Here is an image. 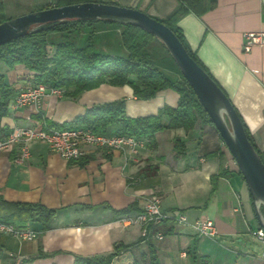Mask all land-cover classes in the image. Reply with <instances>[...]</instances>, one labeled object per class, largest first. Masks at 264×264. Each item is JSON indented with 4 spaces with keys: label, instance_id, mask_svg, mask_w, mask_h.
Listing matches in <instances>:
<instances>
[{
    "label": "crops",
    "instance_id": "1",
    "mask_svg": "<svg viewBox=\"0 0 264 264\" xmlns=\"http://www.w3.org/2000/svg\"><path fill=\"white\" fill-rule=\"evenodd\" d=\"M48 1L0 0V17L8 20L37 11ZM115 1L159 20L167 19L182 4L188 8L177 17V25L264 155V46L248 53L242 50L245 32L264 31V0ZM0 73L15 96L35 83L34 73L22 65L9 69L0 64ZM14 98L1 118V125L11 129L39 127L36 114L57 123L71 121L87 107L119 98L124 99L128 116L152 115L163 105L176 107L179 95L167 88L143 100L128 85L105 83L81 92L76 99L45 96L38 106L14 108ZM117 128L111 125L106 133L113 134ZM175 137L185 143L183 157H174ZM155 140L154 148L145 143L136 154L86 146L85 154L74 162L38 140L27 142L30 157L23 164L13 161L18 148L0 150V199L57 209L46 229L40 223L25 226L39 232L33 240L0 233V264H74L76 255L101 256L120 244L127 247L111 264H147L148 242L159 264H264L262 252L251 244L256 238L249 231L259 224L247 185L215 127L197 121L188 131L160 130ZM221 169L228 170V175L218 176ZM213 176H217L214 190ZM152 193L160 196L164 212L182 211L190 221L211 218L216 235L198 237L190 228L167 224L171 230L165 229L162 239L154 235L148 241L142 239L140 226L125 225L122 219L139 211ZM129 204L137 210L113 214L112 209Z\"/></svg>",
    "mask_w": 264,
    "mask_h": 264
},
{
    "label": "trees",
    "instance_id": "2",
    "mask_svg": "<svg viewBox=\"0 0 264 264\" xmlns=\"http://www.w3.org/2000/svg\"><path fill=\"white\" fill-rule=\"evenodd\" d=\"M86 1L120 5L115 0H56L54 5L47 4L38 10ZM191 7L193 11L197 10L194 5ZM187 12L188 8L182 4L174 14L160 21L175 33L187 53L213 79L196 53L189 47L181 28L177 25V17ZM5 20V18L0 17V23ZM98 22L123 27L120 37L127 54L97 50L94 47L93 40L79 44L78 41L75 42L72 39L73 31L78 29H84L88 31L87 33H97L101 29L98 26L93 27V24ZM81 32L83 31L81 30ZM52 33L62 34V38L51 40L50 35ZM147 38L156 37L139 27L107 19H68L49 22L35 27L34 30L21 37L1 44L0 63L9 69L22 65L34 73L33 80L35 83H42L50 88L60 89L63 91V96L72 99H76L83 91L97 88L105 83L113 86L129 85L132 88L133 95L143 100L151 99L158 91L167 88L176 91L179 95L176 107L163 105L156 114L146 116H128L125 112L124 99L94 104L85 108L82 114L75 116L71 121L62 123H57L36 114L34 118L39 122L40 128H54L56 130L89 128L94 132L108 134L106 133L108 127L117 125L118 128L113 134L134 136L144 140L149 147L154 148L156 146L155 133L160 130L183 128L188 131L194 127L197 121L214 126L174 60H172L173 69L178 72V78H172L156 65L140 58L137 49L146 43ZM213 81L220 87L214 79ZM220 89L223 91L221 87ZM0 90L1 140L12 131L8 126L1 125V118L7 115L9 101L15 97V91L6 85L5 76L2 73H0ZM163 117H167L168 121L164 122ZM240 120L249 142L259 153L264 163V155L252 140L241 118ZM220 139L222 140L221 137ZM173 151L175 158L183 157L186 154L185 143L178 137L173 139ZM74 161L76 160L70 162ZM82 164L81 162L80 165ZM154 169L156 170L157 167L154 166ZM238 172L240 173L239 170ZM227 175L228 170L226 169H221L218 174V176ZM216 177H211L213 190ZM81 207L89 208L88 206ZM0 209L2 210L0 211V222L21 228L29 223H40L43 229H46L47 223L57 213V209L48 208L39 203L6 202L2 199H0ZM134 210H137V206L129 204L121 209H112V212L115 216H120L127 215ZM261 210L264 215V208L262 207ZM167 224L169 223L165 220L160 224L151 225L148 228L147 237L141 238L148 241L157 232L164 233L165 229L170 232L171 228L169 226L166 228ZM126 247V245L120 244L115 246L111 252L101 256L76 255L74 264H111L119 252ZM147 264H159L155 250L149 242Z\"/></svg>",
    "mask_w": 264,
    "mask_h": 264
},
{
    "label": "water",
    "instance_id": "3",
    "mask_svg": "<svg viewBox=\"0 0 264 264\" xmlns=\"http://www.w3.org/2000/svg\"><path fill=\"white\" fill-rule=\"evenodd\" d=\"M68 19H107L130 24L146 30L164 44L234 159L247 185L259 227L264 230L261 210L264 208V163L249 142L229 98L163 22L131 7L93 1L78 2L31 11L1 22L0 45L25 35L39 25Z\"/></svg>",
    "mask_w": 264,
    "mask_h": 264
},
{
    "label": "built area",
    "instance_id": "4",
    "mask_svg": "<svg viewBox=\"0 0 264 264\" xmlns=\"http://www.w3.org/2000/svg\"><path fill=\"white\" fill-rule=\"evenodd\" d=\"M255 46H264V31H249L243 34L242 50L248 53ZM62 90L50 88L42 83H35L19 91L13 101V107L38 106L41 99L49 95H62ZM42 141L46 143L49 150L58 154L61 158L71 161L77 160L85 154L86 146L105 148L108 151H130L138 153L145 146V141L131 135H117L94 132L87 128H72V132H56L54 128L23 127L17 126L10 134L0 140V150H11L18 148L17 155L13 161L23 164L30 157L27 146L29 141ZM171 225L190 228L198 237H213L217 230L214 221L209 217L196 218L192 221L182 211L173 210L164 212L161 210V198L158 194H149L143 200L142 206L133 216H125L122 221L125 225L137 224L141 229V237L148 235L151 225L160 224L163 221ZM0 233L12 235L19 240H33L38 237L39 232L29 227H16L12 224H1ZM249 233L256 238L262 246L264 258V230L257 227ZM157 239H162L160 232L154 234Z\"/></svg>",
    "mask_w": 264,
    "mask_h": 264
},
{
    "label": "rangeland",
    "instance_id": "5",
    "mask_svg": "<svg viewBox=\"0 0 264 264\" xmlns=\"http://www.w3.org/2000/svg\"><path fill=\"white\" fill-rule=\"evenodd\" d=\"M49 2H50V5H54V3H56V0L48 1V3ZM94 26H98L101 29L99 30L101 32L87 33L88 31L84 29H78V30L73 31L72 36H71L72 39L75 42L78 41L79 44H81L82 42L84 43V42L93 40L94 47L97 50H103V51L111 52V53L127 54L126 48H124L121 43L120 32L123 30L122 26L108 25V24H103L102 22L93 24V27ZM81 30L84 33L81 32ZM50 38L51 40L60 39L62 38V34L52 33L50 35ZM137 52L140 58L145 59L151 62L152 64L156 65L158 68L163 70L165 73L170 75L172 78H178V72L175 69H173L174 68V65L172 62L173 58L171 57L170 53L168 52L164 44L157 38H147L146 43L142 44L140 48L137 49ZM0 64L3 65L2 63ZM62 96H63V92H62ZM121 99L122 98L115 99V100H121ZM251 244L253 245L254 250L261 254L262 252L261 244L257 240H255Z\"/></svg>",
    "mask_w": 264,
    "mask_h": 264
},
{
    "label": "bare ground",
    "instance_id": "6",
    "mask_svg": "<svg viewBox=\"0 0 264 264\" xmlns=\"http://www.w3.org/2000/svg\"><path fill=\"white\" fill-rule=\"evenodd\" d=\"M56 132H63V130H56ZM64 132H72V130H64ZM1 224H6V223L0 222V225Z\"/></svg>",
    "mask_w": 264,
    "mask_h": 264
}]
</instances>
